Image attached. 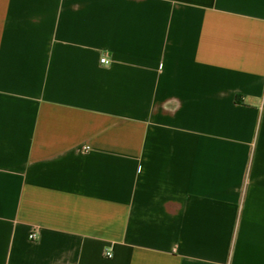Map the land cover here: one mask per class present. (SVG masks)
<instances>
[{"label":"crops","instance_id":"0c3cea01","mask_svg":"<svg viewBox=\"0 0 264 264\" xmlns=\"http://www.w3.org/2000/svg\"><path fill=\"white\" fill-rule=\"evenodd\" d=\"M0 264H264V0H0Z\"/></svg>","mask_w":264,"mask_h":264},{"label":"built area","instance_id":"2783aa9c","mask_svg":"<svg viewBox=\"0 0 264 264\" xmlns=\"http://www.w3.org/2000/svg\"><path fill=\"white\" fill-rule=\"evenodd\" d=\"M101 62L104 63V64H109L110 63V59H108L107 56H104V57L101 58ZM29 237H30V239L35 240V239H37V234L32 232V233H30ZM107 254L111 255L110 252H107Z\"/></svg>","mask_w":264,"mask_h":264}]
</instances>
